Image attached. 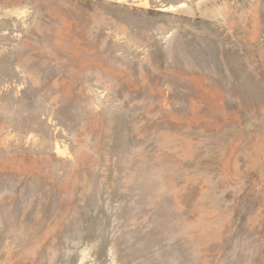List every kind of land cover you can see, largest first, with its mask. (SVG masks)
Masks as SVG:
<instances>
[{
	"label": "rangeland",
	"instance_id": "374dc122",
	"mask_svg": "<svg viewBox=\"0 0 264 264\" xmlns=\"http://www.w3.org/2000/svg\"><path fill=\"white\" fill-rule=\"evenodd\" d=\"M0 264H264V0H0Z\"/></svg>",
	"mask_w": 264,
	"mask_h": 264
}]
</instances>
